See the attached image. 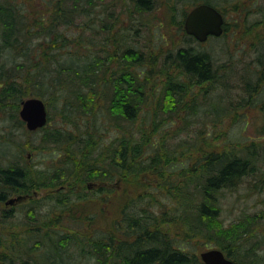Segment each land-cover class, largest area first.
<instances>
[{"label": "trees", "instance_id": "obj_1", "mask_svg": "<svg viewBox=\"0 0 264 264\" xmlns=\"http://www.w3.org/2000/svg\"><path fill=\"white\" fill-rule=\"evenodd\" d=\"M17 1L0 0V81L4 85L0 102L5 106L9 102L16 103L13 111L18 114L24 99H45L81 135L75 137L63 129L57 136L53 134L55 139L65 140L62 146H66V155L54 158V165L50 167L54 171L53 177L52 173L43 174V181H34L35 176L27 167L10 169L14 166L6 167L0 160V187L31 194L39 187H46L51 180L72 176L77 185L71 192H76L81 189L78 184L90 180L111 182L119 177L125 182L139 183L147 174L156 175L163 180L166 193L172 198V214L165 215V221L160 223L159 216L146 214L151 206L149 200H142V203L133 195L129 196L122 213L108 223L111 233L98 234L90 239L99 255L97 261L104 263L110 258H123L126 264H204L198 255L192 254L188 239L207 231V220L219 219L222 210L219 201L224 191L237 190L243 180L249 178L253 179L251 187L264 190V169L258 166L260 161L264 165V144H260L261 150L254 142L241 148L217 150L205 139L207 146L198 151L194 162L193 150L185 149L184 139L175 144H171L169 138L153 142L152 137L169 118V110H164L166 103L176 113L189 106L188 97H197L192 95L195 86L212 84L203 94L205 100L212 99L210 95L220 87L228 89L225 83L228 77L224 79L219 75L222 66H216L211 53L190 44L201 42L185 31V18L197 1L189 0L196 4L184 8L187 0H125L123 7L126 9L135 6L146 12L165 5L173 18L176 7L183 8L178 20L171 18L170 25H167V29L176 27L178 36L182 33L179 40L183 45L176 42L173 48L166 50L168 38L162 34L157 39L156 50L151 51V58H147L144 52L146 47L132 39L128 31L131 29L118 28L117 24L112 28L105 27L101 12L104 7L97 4L98 0H49L44 13L25 8L24 3ZM202 1L200 3L210 4L223 14L224 10L230 9L229 6L222 9L213 0ZM119 18L120 15L115 19ZM165 26L163 24L162 28ZM71 27L81 29L74 38L66 33ZM137 31L135 28L134 32ZM89 32L91 36L87 35ZM100 35L104 37L98 38ZM156 51L158 57H155ZM109 61H114V68L110 67ZM257 62L259 76L248 75L242 81L248 94L244 107L256 106L252 98L260 92L263 84L264 40L263 55ZM133 66L139 67L140 71L131 70ZM156 75L164 77L165 81L154 92L153 119L150 123L138 125L137 102L149 99L151 92L147 89ZM253 78L259 82L254 84ZM102 99L107 103L106 115L104 108L101 112L96 110ZM200 107L193 106L188 111L200 113ZM216 107V101L209 104L208 112L221 118L230 114L229 109ZM87 109H91L93 115L84 119ZM105 119L108 124L104 125ZM21 125L25 123L20 119ZM45 130L46 127L36 132ZM111 130L114 133L106 140L104 134L111 133ZM177 137L181 138L180 135ZM174 182L178 185L174 186ZM3 192L1 188L0 202L7 198ZM129 201L131 206L127 205ZM169 223L175 228H172V234L163 227ZM231 234L215 230L216 237L221 239H230ZM256 238L254 244L249 241L247 244L238 243L234 238L224 243L217 239V245L237 264H264L261 251L264 234H256ZM52 246L55 252L51 258H62L58 244L54 242ZM14 256L17 255L0 253V264H15ZM52 262L50 264H56Z\"/></svg>", "mask_w": 264, "mask_h": 264}, {"label": "rangeland", "instance_id": "obj_2", "mask_svg": "<svg viewBox=\"0 0 264 264\" xmlns=\"http://www.w3.org/2000/svg\"><path fill=\"white\" fill-rule=\"evenodd\" d=\"M195 1L198 4L204 2L202 0ZM17 2L24 3L25 8L33 11L39 10L43 13L49 5V0H18ZM213 2L218 3L222 9L224 6L230 8L224 10L226 19L224 34L221 37H211L205 43L190 42V44L195 45L201 51L211 53L216 66H222L218 70L219 75L224 79L228 77L225 80L228 89L224 90L220 87L210 95L212 99L205 100L203 94L212 84L193 87L192 95L198 98L188 97L189 106H184V110L176 113L171 105L166 103L164 110H169V115H167L169 118L162 122L160 130L154 136L151 134L155 143L166 141L169 138L170 143L175 144V142L184 139L185 149L193 150V159L197 157L200 149L206 148L205 139L212 143V147L214 146L217 150L241 148L251 142H254L258 150H261L259 146L264 144V80L260 92L252 98L256 106L251 104L246 107L244 106L248 94L245 92L242 82L248 75L259 76L257 70L259 68L256 65H258V59L263 55L264 0H213ZM97 4L104 7L101 12H103L102 23L106 25L105 27L112 28L117 24L118 28L131 29L128 31L131 32L132 39L139 43L138 45L142 43L146 47L144 52L147 58H151V51L156 50L154 47L162 34L168 38L166 50L173 48L176 42L179 44V38L183 37L182 33L180 36L177 35L176 27L167 29L171 18L178 20L181 9L183 10L181 6L176 7L177 11L173 18V14L169 15L165 5L154 11L146 12L133 5L132 8L126 9L123 7L126 4L125 0H98ZM194 4L196 2L192 4L187 0L184 8H190ZM122 11L124 12L123 17L121 16ZM126 11L128 13H125ZM118 15L121 17L119 20L115 19ZM163 24L166 25L164 28H162ZM135 28L138 30L137 32H134ZM67 30L66 33L74 38L81 29L71 27ZM87 35L91 36L92 33L89 32ZM102 37L104 35H100L98 38ZM169 39H173L175 42L170 43ZM100 42L102 43V40ZM156 53L155 57H158L159 52L156 51ZM109 65L114 68L116 64L113 61ZM131 70L140 71V68L133 66ZM171 72L174 73L172 70ZM256 79H252L255 81L254 84L259 82ZM164 81V77L156 75L150 81L149 89H147L149 93L151 92L149 99L137 102L138 125L152 121V112L156 101L154 92L163 86ZM3 87V82L0 81V95ZM211 100L212 103L216 101L217 109L219 107L227 108L230 114L223 118L216 113L211 115L208 112L209 104L212 105L209 103ZM45 102L50 120L46 130L39 132H30L26 125L20 126L21 117L18 116H20L21 109L18 114L13 111L16 103L9 102L5 106L0 102V160L6 167L14 166L10 169L27 167L35 176L34 181H43V174L46 173H52L53 177L54 171L50 170L55 162L53 160L59 155H66L64 153L66 146H62L65 144V140H61L60 137L55 139L53 134L57 136V133L63 129L68 130V133L71 132L75 137L81 135L63 120L59 111L52 106L53 104L50 105L47 100ZM199 105L201 106L200 113L188 111V108ZM102 109L106 115L107 103L105 99L100 100V103L96 105V110L101 112ZM87 111L88 114L84 115V119L93 115L91 109H87ZM105 123L108 124L106 119L104 125ZM83 124L84 122L81 125ZM113 131L105 133L104 138L106 140L110 138ZM79 132L83 133L84 130H79ZM177 135H180L181 138ZM73 149L75 150V148ZM192 161L195 162V159ZM183 162H188V160ZM258 166L264 169L261 161ZM243 181L244 183L237 190H226L222 193L219 201L222 208L219 219L207 220V231L199 237L188 239L192 254L200 257L203 251L220 248L217 245V239H221V237H216L215 230L218 233L225 231L232 233V238L221 239L223 243L232 241L234 238L238 243L247 244L249 241L254 244L257 241L256 234H264V190L251 187L252 178ZM173 184L174 186L178 185L175 182ZM76 185V180L72 176H61L59 180H51L46 187H39L31 194H26L20 189L14 190L11 187L1 186L0 189L4 190L3 194L7 195V198L0 202V253L17 255L14 256L15 264H50L51 261H55L56 264H126L123 258L118 260L110 258L104 263L98 262L99 255L90 243V239L95 235L111 233L108 223L112 218L122 213L127 202L126 198L133 195L138 198V202L149 200L151 206L146 214L159 216L162 219V221L158 219L160 223L165 221V215L172 214V198L166 193L163 180L156 175L147 174L139 183L125 182L119 177L111 182L90 180L84 184H78L81 185V189L71 192L73 186ZM26 195L30 196L21 197ZM19 197V201L13 204L7 203L11 199ZM143 197L145 198L142 199ZM127 205L131 206V202L129 201ZM145 207H147V203ZM90 216L93 217L92 220L88 219ZM163 227L171 234L174 231L172 230L173 223L165 224ZM176 233L178 235V232ZM52 236H55V239H52ZM178 238H180L179 235ZM54 242L61 249L62 258L61 256H58L57 259L51 258L55 252L52 246ZM261 251L264 253V245ZM45 258L48 259L44 261Z\"/></svg>", "mask_w": 264, "mask_h": 264}, {"label": "water", "instance_id": "obj_3", "mask_svg": "<svg viewBox=\"0 0 264 264\" xmlns=\"http://www.w3.org/2000/svg\"><path fill=\"white\" fill-rule=\"evenodd\" d=\"M225 17L214 6L202 3L195 6L187 14L184 27L188 35L203 43L210 36L220 37L224 33ZM20 117L30 131L43 128L48 124L49 112L46 102L39 97H29L22 101ZM20 198L11 199L8 204L19 201ZM204 264H237L227 257L220 249L203 251L200 255Z\"/></svg>", "mask_w": 264, "mask_h": 264}, {"label": "flooded vegetation", "instance_id": "obj_4", "mask_svg": "<svg viewBox=\"0 0 264 264\" xmlns=\"http://www.w3.org/2000/svg\"><path fill=\"white\" fill-rule=\"evenodd\" d=\"M30 195H26V196H21V197H29ZM20 198V197H19Z\"/></svg>", "mask_w": 264, "mask_h": 264}]
</instances>
